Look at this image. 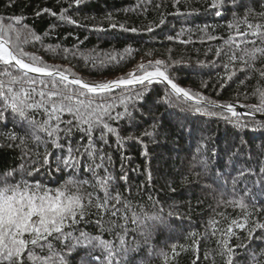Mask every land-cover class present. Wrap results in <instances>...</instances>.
Masks as SVG:
<instances>
[{"label": "snow or ice", "instance_id": "snow-or-ice-1", "mask_svg": "<svg viewBox=\"0 0 264 264\" xmlns=\"http://www.w3.org/2000/svg\"><path fill=\"white\" fill-rule=\"evenodd\" d=\"M171 2L179 9L186 0ZM225 2L226 0H207V7L215 16L220 17ZM240 2L241 0H231L234 7ZM15 3L16 0H8L7 7H13ZM82 3L83 0H56V8L43 7L36 10L35 18L47 15L57 21L43 35L37 34L26 23L28 17L25 15L13 14L7 18L0 15V121L7 123L9 117L27 121L29 134L36 142L37 149L41 144L44 145L42 156L39 151L36 152L40 166H36L34 162L27 173L31 182L24 178L23 167L20 169L19 181H15V170L0 175V264H68V255L80 245L100 250L101 256L94 257L97 264H127V256L133 251L128 247L126 239L129 233L128 224L139 226L159 217L141 214L130 197L118 190L120 182H128L123 166L124 157L121 159L120 175H114L113 156L108 149L112 147L110 141L113 138L115 150L120 151L127 141L143 143L145 137H154L157 128L155 124L151 130L145 129L139 136H122L119 128L121 120L131 123L134 119L133 111L139 110L137 103L143 101L149 85L163 84L166 89L164 100L169 103L182 100L188 110L219 115L237 130H264V11L254 13L249 7L244 17H239L234 12L233 20L227 24V38L217 37L214 29L211 34L205 33L204 28L197 29V34H203L199 39L202 44L223 41L214 48H208V52H212L216 58L211 61V66L219 65L224 69L223 74H218L221 89L234 82V78L239 79L237 71L258 76L260 83L252 92L258 102L239 105L212 101L202 93L192 92L179 85L168 71L175 66L176 61L149 60L147 64L140 63L134 71L121 77L97 82L79 77L71 68L49 64L42 57L26 50V46H34L35 43L43 45L44 37L50 36L60 25L86 27L72 15L79 12ZM150 4L151 0H140L137 8H142L146 13ZM163 6L161 3L155 4L159 19L146 27L147 33L155 34L157 29L165 25L166 14L160 12ZM260 7L264 9V4ZM179 14L188 16L196 13ZM109 26L125 32L139 31L136 27L129 28L122 23L110 22ZM91 30L106 31L102 27H93ZM185 32L182 28L175 36L166 35L165 39L171 42L184 36ZM71 35L72 33H68L65 39ZM187 35L189 39L181 40V43L196 42L191 40L193 33L190 29L187 30ZM76 40L83 43L79 37ZM43 50L54 57L62 52L64 59L69 54L74 58L83 56L76 46L61 48L57 44L54 47L49 45ZM129 52L130 48L126 47L124 53ZM84 59L88 60L89 57L84 56ZM118 59H123V56L109 53L100 58L99 63L103 67L117 62ZM257 63L261 67L257 68ZM204 86L207 87L206 84ZM241 108L246 111H239ZM209 109L220 111L209 112ZM37 114L43 119L36 120ZM40 133L44 134L43 137ZM77 133L80 134L79 140L75 139ZM8 139H20L21 145L24 144L23 138L16 137L14 133ZM49 143L53 150L61 153L55 157L56 171H61L63 167L79 173L83 169L91 174L92 179L69 178L59 187H49L42 180H37L35 177L42 170L47 174L52 167L53 152L48 149ZM202 147L203 145L196 149L197 153ZM142 155L148 157L146 146ZM85 159L87 163H84ZM201 163L207 167L206 160ZM261 173L264 174V168ZM147 179H152L150 169ZM233 183H236L235 179ZM85 186L91 190H85ZM128 192H131L130 188ZM148 199L151 200L152 197L149 196ZM221 203L225 206H238L242 211L239 216L232 217L213 210V215L205 227V238L209 235L216 237L217 254L222 258L223 264H234V250L239 245L233 246L230 241L233 238L239 239L237 230L246 232L245 238L249 241H264V221L252 219L256 210L249 211L242 198L222 200ZM93 216L96 217L95 220L92 219ZM221 220L226 227L221 226ZM81 224H95L99 234H88L78 227ZM117 228L120 231H116ZM105 232L113 238L103 239ZM257 232L261 235H256ZM189 235L192 237L191 250L199 253L198 238L201 234L193 231ZM58 243L61 245L59 248ZM175 251L174 245L173 252ZM262 257L264 250L259 254L253 252V264H264ZM199 260V255H195L194 264ZM204 260H208L207 252ZM165 261L167 264L166 256ZM212 264H215L214 259Z\"/></svg>", "mask_w": 264, "mask_h": 264}, {"label": "trees", "instance_id": "trees-1", "mask_svg": "<svg viewBox=\"0 0 264 264\" xmlns=\"http://www.w3.org/2000/svg\"><path fill=\"white\" fill-rule=\"evenodd\" d=\"M139 3L140 0H83L79 12L72 15L86 27L60 25L50 36L44 37L43 45L35 43L34 46H26V50L42 57L49 64L71 68L79 77L97 82L121 77L134 71L138 64H147L149 60L176 61L175 66L168 71L185 89L202 93L206 98L221 103L251 105L258 102L252 92L260 81L258 76L250 72L237 71L239 79L234 78V82L223 89L219 87L218 74H223L224 69L219 65L211 66V61L216 58L212 52H208V48H214L223 41L202 44L199 39L203 34H197V29L204 28L205 33L210 34L214 29L217 37L227 38V24L233 20V13L244 17L249 7L254 13L264 11L260 7L264 0H241L235 7L231 0H226L220 17L215 16L207 7V0H186L179 9L173 6L171 0H151L146 13L142 8H137ZM157 3L164 5L160 12L166 14V23L155 34H149L146 27L159 19L155 9ZM7 4L8 0H0V15L5 18L13 14L27 16L26 23L37 34L43 35L51 25L57 23L47 15L34 17L35 11L40 8H56V0H16L13 7H7ZM179 12L196 14L185 16ZM110 22L122 23L129 28L136 27L139 31L131 33L119 28L112 29ZM93 27H102L106 31H93ZM182 28L186 30L184 36L171 42L165 39L166 35L175 36ZM188 29L193 33L191 40L196 42L183 44L181 40L189 39ZM68 33L72 35L65 39ZM76 37L83 43H78ZM57 44L61 48L76 46L83 56L74 58L69 54L64 59L62 52L54 57L43 50L49 45L54 47ZM126 47L130 48L127 54L124 53ZM109 53L119 54L123 59L100 66L99 59ZM84 56L89 59L85 60ZM236 67L239 68V65ZM256 67L261 65L257 63ZM241 81L244 83L241 84ZM165 92L163 84L149 85L143 101L137 103L139 110L133 111L134 119L131 123L127 120L119 122L122 136H139L145 129L151 130L155 124L157 128L154 137H145L143 143L127 141L120 151L115 150L113 138L110 141L112 147L108 149L113 156L114 175H120L121 159L124 157L123 166L128 182H120L118 190L130 197L141 214L159 217L139 226L128 224L126 239L128 247L133 251L127 256V264H166L165 256L167 264H194L195 255L200 257L197 264H212L213 259L215 264H223L222 258L217 254V238L210 235L205 238V227L213 210L232 217L239 216L242 210L238 206H225L221 201L241 198L248 205L249 211L256 210L252 219L264 221V211H261L264 209V174L261 173L264 168V130H237L219 115L188 110L182 100L169 103L163 99ZM208 111L219 113L220 110ZM257 118L259 119V114ZM35 119L39 121L43 117L37 114ZM13 133L16 137L23 138V145L20 139H8ZM29 133L27 121L13 120L11 117L7 123L0 121V175L15 170V181H19L20 169L23 167L24 178L31 182L27 173L34 162L36 166H40L36 152L39 151L42 156L44 145L41 144L37 149L36 142ZM40 135L43 137L44 134ZM79 138L80 134L77 133L75 139ZM201 145L203 147L197 153L196 149ZM145 146L147 158L142 155ZM48 149L53 152L51 170L47 174L42 170L35 177L37 180H42L49 187H59L69 178L92 179L91 174L83 169L79 173L63 167L61 171H56L55 157L61 153L53 150L50 143ZM203 160L207 161V167L201 163ZM84 163H87L86 159ZM149 169L151 181L147 179ZM85 190L91 189L85 186ZM149 196L152 197L151 200L148 199ZM92 219L95 220L96 217L93 216ZM221 226L226 227L222 220ZM78 227L92 236L99 234L95 224H81ZM116 231L120 229L117 228ZM193 231L201 234L198 238L199 253H193L190 248L192 237L189 234ZM237 232L239 239L233 238L230 241L233 246L239 245L234 250V264H253L252 253L259 254L264 250V241H249L245 238L246 232ZM256 235L261 233L257 232ZM102 238L113 237L105 232ZM57 247L61 245L58 243ZM206 252L207 261L204 260ZM95 256H101L99 249L92 250L80 245L68 255L67 261L68 264H97Z\"/></svg>", "mask_w": 264, "mask_h": 264}, {"label": "water", "instance_id": "water-1", "mask_svg": "<svg viewBox=\"0 0 264 264\" xmlns=\"http://www.w3.org/2000/svg\"><path fill=\"white\" fill-rule=\"evenodd\" d=\"M239 111H241V112H245L242 108L241 109H238Z\"/></svg>", "mask_w": 264, "mask_h": 264}]
</instances>
